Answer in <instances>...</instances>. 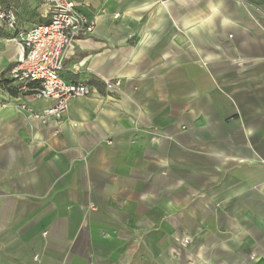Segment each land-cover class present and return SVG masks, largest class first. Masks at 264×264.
<instances>
[{
  "label": "crops",
  "instance_id": "obj_1",
  "mask_svg": "<svg viewBox=\"0 0 264 264\" xmlns=\"http://www.w3.org/2000/svg\"><path fill=\"white\" fill-rule=\"evenodd\" d=\"M74 1L96 27L62 77L94 92L60 122L0 19V264H264V0Z\"/></svg>",
  "mask_w": 264,
  "mask_h": 264
},
{
  "label": "built area",
  "instance_id": "obj_2",
  "mask_svg": "<svg viewBox=\"0 0 264 264\" xmlns=\"http://www.w3.org/2000/svg\"><path fill=\"white\" fill-rule=\"evenodd\" d=\"M44 1L50 5L52 15L47 24L17 29V15L11 9L0 10V19L15 30L6 40L19 48L9 80L24 95L52 100L51 105L41 110L24 105L34 118L48 123L51 120L62 121L73 99L94 92V87L87 83L67 82L62 72L75 41L92 34L96 22L81 11L74 0ZM121 86L122 80L119 78L105 82L109 91L120 89Z\"/></svg>",
  "mask_w": 264,
  "mask_h": 264
},
{
  "label": "trees",
  "instance_id": "obj_3",
  "mask_svg": "<svg viewBox=\"0 0 264 264\" xmlns=\"http://www.w3.org/2000/svg\"><path fill=\"white\" fill-rule=\"evenodd\" d=\"M6 10H10V8H7ZM11 10H12V9H11ZM46 23H47V22H46ZM16 28L19 29V28L17 27V22H16ZM14 33H15V30H14ZM14 33H13V34H14ZM11 36H12V35H11Z\"/></svg>",
  "mask_w": 264,
  "mask_h": 264
},
{
  "label": "bare ground",
  "instance_id": "obj_4",
  "mask_svg": "<svg viewBox=\"0 0 264 264\" xmlns=\"http://www.w3.org/2000/svg\"><path fill=\"white\" fill-rule=\"evenodd\" d=\"M44 24H47V23H44Z\"/></svg>",
  "mask_w": 264,
  "mask_h": 264
}]
</instances>
